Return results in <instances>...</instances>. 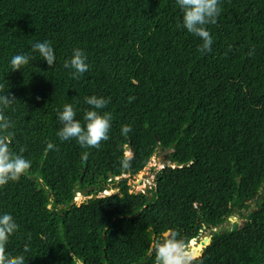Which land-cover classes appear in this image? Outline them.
<instances>
[{
    "label": "trees",
    "instance_id": "1",
    "mask_svg": "<svg viewBox=\"0 0 264 264\" xmlns=\"http://www.w3.org/2000/svg\"><path fill=\"white\" fill-rule=\"evenodd\" d=\"M219 8L202 53V41L178 27L176 0H0V85L16 100L0 108L12 122L11 151L23 147L31 161L0 187V215L18 225L7 253L25 264H71L72 253L82 264H154L147 250L167 230L198 241L220 229L193 264H264V0ZM45 40L52 66L32 49ZM75 48L88 65L79 79L63 66ZM17 54L31 59L11 71ZM92 95L109 101L97 110L111 113L109 139L99 148L61 141L57 109L71 104L83 124ZM156 153L167 166L144 193L131 192ZM109 189L116 194L99 197ZM255 200L247 224L228 232Z\"/></svg>",
    "mask_w": 264,
    "mask_h": 264
},
{
    "label": "clouds",
    "instance_id": "2",
    "mask_svg": "<svg viewBox=\"0 0 264 264\" xmlns=\"http://www.w3.org/2000/svg\"><path fill=\"white\" fill-rule=\"evenodd\" d=\"M219 3L220 0H176V4L182 14V22L178 27L186 29L191 35L198 37L202 41L198 46V50L202 53L210 50L213 43L206 26L217 22V17L220 14ZM32 49L49 66L53 65L55 55L50 41L36 42L32 45ZM30 59L31 57L25 54L13 56L10 61L11 71L21 70L23 66L29 63ZM85 61L84 51L80 48H75L72 50L70 58L64 61L63 66L72 70L71 75L79 79L80 75L88 70V65ZM15 101V97L8 92V89L5 91V86L0 85V105L9 106ZM84 103L90 107L84 109L83 124L75 119L76 113L71 104H65L62 111L57 109V118L62 125L57 132V136L61 141L74 139L81 147L99 148L102 141L109 139L112 117L111 113L101 115L97 110L105 108L109 101L104 97L92 95L86 96ZM11 128V120L5 116L3 108H0V187L6 186L9 182L19 180L31 168V161L20 154L25 151L23 147L19 149V153H13L10 149L14 137V133L10 131ZM130 131V125L121 127V133L125 136ZM46 147L50 151L53 150L54 145L48 142ZM162 150L161 152H164ZM130 154L131 152H128L127 156ZM127 163V159L121 161L124 166H127ZM166 166L167 164L164 161L163 167ZM163 167L159 169L161 170ZM154 170H152L153 173L159 171ZM121 178L127 179L128 176L123 174ZM121 178H116L115 181L117 182ZM131 192L144 193L141 190L136 192L131 190ZM114 194H116V191L109 189L102 192L99 197H108ZM17 230L18 225L10 214L4 213L0 215V264H25V257L22 254L11 255L6 252L9 237ZM208 232L206 233L208 234ZM194 241L196 246L193 248L198 249L201 241ZM23 251H30L28 243L24 244ZM147 251L149 256H154V264H193V261L197 259V256L192 251L190 241L173 229L167 230L162 236L154 239ZM73 261L75 264H82V260L77 258L74 253H72L71 264Z\"/></svg>",
    "mask_w": 264,
    "mask_h": 264
},
{
    "label": "rangeland",
    "instance_id": "3",
    "mask_svg": "<svg viewBox=\"0 0 264 264\" xmlns=\"http://www.w3.org/2000/svg\"><path fill=\"white\" fill-rule=\"evenodd\" d=\"M164 166V154L160 153V154H156L154 155L151 160L149 161L148 165L146 166V168L140 173L138 174L135 178L131 179V181L128 182L129 185H131L132 190L134 192L141 190L143 192H145L146 189H148L150 186H152V181H153V175H152V170L155 169L154 171H158L160 170L159 168H162ZM139 185V186H138ZM84 200V198L81 195H77L75 202L77 204H79L80 202H82ZM261 200H263L261 198ZM259 204L257 200L252 201L250 203V210H254V208L256 207V205ZM242 215H247V213H243ZM241 215V216H242ZM240 218L239 217H233L231 219H229V221L224 225L225 229H231V227L234 225V219L236 221H238ZM242 224H244L243 222H238V226L242 227ZM207 236V233H203L201 234V237L199 238L200 241H203V239H205V237ZM198 240V242H199Z\"/></svg>",
    "mask_w": 264,
    "mask_h": 264
},
{
    "label": "water",
    "instance_id": "4",
    "mask_svg": "<svg viewBox=\"0 0 264 264\" xmlns=\"http://www.w3.org/2000/svg\"><path fill=\"white\" fill-rule=\"evenodd\" d=\"M124 175H127V169L124 170ZM261 198L263 199V197ZM262 205L263 204H261V206ZM255 212H256L255 210H252L250 213L246 215L247 219H246V222L242 224V227H244L247 224L248 220L251 218L252 214H254ZM233 221H234V225L231 227V229L227 230L228 232H234L242 228L238 226V221H236L235 219ZM219 234H224V231L219 229V230H211L208 232L207 237L199 243V247H201V249L196 252L197 258H199L203 254V250L210 244V242L214 239V237ZM190 245H191V248H193L194 246H196V242L192 240L190 241Z\"/></svg>",
    "mask_w": 264,
    "mask_h": 264
}]
</instances>
